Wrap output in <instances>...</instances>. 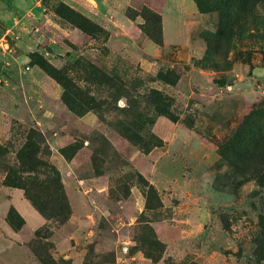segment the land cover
<instances>
[{"label":"rangeland","instance_id":"rangeland-1","mask_svg":"<svg viewBox=\"0 0 264 264\" xmlns=\"http://www.w3.org/2000/svg\"><path fill=\"white\" fill-rule=\"evenodd\" d=\"M93 4L99 10L95 21L87 16ZM15 9L23 19L17 33L29 48L36 46L27 54L29 63L60 91L70 145L79 149L87 143L93 173L105 177L108 201L95 202L115 214L116 202L131 191L143 197L131 229L135 248L161 258L165 244L152 235L150 223L171 219L173 208L194 209L181 213L177 218L186 220L163 237L180 245L165 264H264L256 258L255 244L262 234L264 189L255 181L236 186L241 177L218 151L246 118L264 133V85L252 80L254 68L264 69V25H254L250 39H232L226 54V47L217 49L213 41L217 14H201L193 0H39L36 7ZM257 12H264V0ZM87 113L97 118L98 128L79 122ZM58 124L52 121L53 128ZM30 130L39 132L13 123L5 143L7 163H15ZM42 141L39 155L51 163L43 136ZM142 155L150 158L139 166L131 162ZM136 174L156 193L160 207L153 198L147 202L148 189ZM39 201L48 216L65 212L55 184ZM9 211L18 214L13 207ZM125 214L118 223L129 221ZM60 217L47 220L50 224L25 243L41 264L69 263L54 259L49 241L53 228L64 224ZM16 221L21 223L19 217ZM99 229L108 232L111 226L102 218ZM94 244L84 246V264L112 260L111 252Z\"/></svg>","mask_w":264,"mask_h":264},{"label":"crops","instance_id":"crops-1","mask_svg":"<svg viewBox=\"0 0 264 264\" xmlns=\"http://www.w3.org/2000/svg\"><path fill=\"white\" fill-rule=\"evenodd\" d=\"M94 1V0H93ZM22 4L25 8L39 4V0H0V143H7L12 135L13 123L31 126L38 130L49 148V161L58 170L71 214L62 225L53 228L49 241L53 244V254L68 264H84L86 244H94L101 252H111V261L101 264H165L164 259H174L180 247L179 241L166 240L167 231L179 227L181 213L195 212L194 209L173 208V216L166 222H151L150 226L155 237L165 244L163 256L155 263L135 248L136 242L131 237V229L136 213L144 207L143 197L131 191L125 200L116 202L117 213L113 214L107 207L100 206L95 201H108L105 192L106 181L103 176L93 173L90 150L84 143L70 160L61 154L63 149L73 142L66 132L67 124L62 120L68 118V112L60 102V91L56 85L36 66L29 62V52L36 50L29 48L17 33L23 19L17 16L15 7ZM87 16L94 20L99 13L98 7ZM76 8V7H74ZM78 11L79 9L76 8ZM81 11V10H80ZM172 39L178 38L175 31ZM22 37V38H20ZM163 41L166 39L165 20H163ZM168 41V42H167ZM236 71V68H235ZM252 80L264 85V69L254 68ZM59 120L53 128L52 121ZM79 122L88 128H98L97 118L87 113ZM55 125V124H54ZM82 127V130L84 129ZM114 143V140H112ZM150 156V155H149ZM149 156L142 155L131 159L138 165ZM138 161V162H136ZM140 161V162H139ZM148 162V161H147ZM139 166V165H138ZM135 166L144 176L148 172ZM0 178V264H41L25 246L31 241L35 232L49 225L24 197L23 192L16 188L1 185ZM13 207L23 219L19 230H13L6 222L8 209ZM127 214V223H118ZM125 214V215H126ZM104 218L111 226L108 232L99 229V220ZM169 237V236H168ZM173 238V237H172Z\"/></svg>","mask_w":264,"mask_h":264},{"label":"trees","instance_id":"trees-1","mask_svg":"<svg viewBox=\"0 0 264 264\" xmlns=\"http://www.w3.org/2000/svg\"><path fill=\"white\" fill-rule=\"evenodd\" d=\"M198 11L201 14L216 13L218 16V29L213 38L217 49L226 47V54L231 49V42L234 38L246 35L245 39L252 37L250 32H254L253 26L256 24L264 25V12H257L258 7L263 0H193ZM162 39V38H161ZM160 44V40L155 41ZM261 49V47H259ZM264 50V49H263ZM219 54V53H216ZM42 70L51 78L56 79L45 67ZM127 140L133 141L135 137L132 135H123ZM43 144L40 132L30 130L23 146L16 152L15 163L6 162V156L10 152L8 146L0 143V174H2L1 185L10 188H16L23 191L24 197L31 203L33 208L46 220L56 218L60 223H65L71 214V209L65 195L63 185L61 183L58 170L48 161L42 159L39 155L41 145ZM78 148L69 145L60 149V154L70 160L76 153ZM220 155L229 162L233 171L237 176L241 177V181L236 186H242L249 181H255L257 187L264 189V133L262 126L250 123L246 118L232 136L225 140L224 144L218 146ZM94 170V168H93ZM96 175L100 173L94 172ZM51 178H50V176ZM137 178L145 183L147 187L146 200L153 198L157 202V207L161 206L158 196L147 185L140 174H136ZM60 188L64 201L65 212L63 215H46L42 208L41 198H45L52 186ZM11 209L10 211H12ZM8 212L6 216L7 224L13 230H19L23 225V219L12 212ZM17 217L21 223L17 224ZM259 227L262 234L255 240L258 252L256 258L264 263V217L260 218ZM154 236L153 230H150ZM155 237V236H154ZM152 245H158L159 242H153ZM161 245V244H159ZM153 263L160 258H154L150 253H144Z\"/></svg>","mask_w":264,"mask_h":264}]
</instances>
